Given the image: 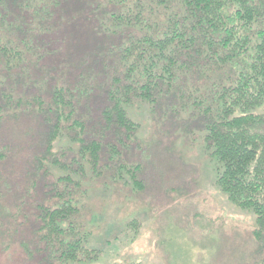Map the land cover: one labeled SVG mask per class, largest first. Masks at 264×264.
Instances as JSON below:
<instances>
[{"label":"rangeland","instance_id":"374dc122","mask_svg":"<svg viewBox=\"0 0 264 264\" xmlns=\"http://www.w3.org/2000/svg\"><path fill=\"white\" fill-rule=\"evenodd\" d=\"M81 3L68 0L48 22L53 31L37 33L38 53L30 64H0V264H53L40 239V214L57 204L64 189L72 192L76 220L99 249L84 264H264L256 217L220 190L217 159L206 147L200 105L223 75L203 64L199 73L182 77L175 92L164 86L167 92L157 93L155 101L134 98L128 114L137 129L115 136V128L101 124L111 100L99 81L104 71L103 84H109L118 65L109 39L94 27L100 12L74 14ZM151 10L164 24L169 10L156 3ZM135 35L144 32L136 28ZM57 86L72 92L85 87L83 95L90 90L80 117L83 138L103 144L96 170L79 156L75 129L47 153L51 121L40 113L39 99L47 108ZM5 93L12 94L10 102ZM120 167H137L143 187Z\"/></svg>","mask_w":264,"mask_h":264},{"label":"trees","instance_id":"16d2710c","mask_svg":"<svg viewBox=\"0 0 264 264\" xmlns=\"http://www.w3.org/2000/svg\"><path fill=\"white\" fill-rule=\"evenodd\" d=\"M80 1L74 14L100 12L101 23L94 27L109 39L110 54L115 55L111 58L118 65V76L109 84H103L104 71L99 81L111 100L102 112L101 124L104 129L115 128V136L135 133L138 124L128 114L134 98L155 101L157 93L167 92L164 86L172 91L182 77L199 73L203 64L223 75L214 95L206 97L205 106L200 105L206 147L217 159L220 190L236 207L254 214L258 226L255 235L264 243V0ZM67 2L0 0V64L12 69L30 64L38 53L34 46L39 41L37 33L53 31L48 22L61 14ZM154 3L169 10L164 24L152 14ZM136 28L142 29L144 36L137 37ZM122 35L126 42L119 43ZM84 89L72 92L57 86L47 108L39 99L40 113L51 121L47 153L53 154L54 141L65 136V131L70 135L75 129L79 156L96 170L103 144L83 138L86 125L80 117L81 105L83 96L90 92L88 88L83 95ZM4 96L7 102L13 99L11 93ZM4 158L0 150V163ZM120 169L122 174L129 173L137 188L143 187L137 167ZM77 209L68 189L54 207L41 209L40 239L53 264H84L99 252L91 245L90 234L77 222Z\"/></svg>","mask_w":264,"mask_h":264}]
</instances>
